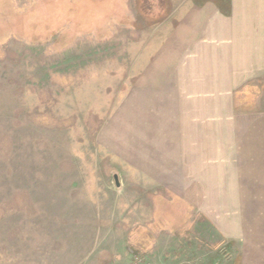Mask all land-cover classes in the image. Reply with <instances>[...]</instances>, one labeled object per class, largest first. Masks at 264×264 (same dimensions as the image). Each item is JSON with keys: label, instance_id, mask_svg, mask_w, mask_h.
<instances>
[{"label": "rangeland", "instance_id": "1", "mask_svg": "<svg viewBox=\"0 0 264 264\" xmlns=\"http://www.w3.org/2000/svg\"><path fill=\"white\" fill-rule=\"evenodd\" d=\"M186 1L0 0V264H239L195 216L164 220L175 202L123 148L149 62L191 26ZM258 84L237 114H264ZM249 152L243 189L262 190Z\"/></svg>", "mask_w": 264, "mask_h": 264}, {"label": "crops", "instance_id": "2", "mask_svg": "<svg viewBox=\"0 0 264 264\" xmlns=\"http://www.w3.org/2000/svg\"><path fill=\"white\" fill-rule=\"evenodd\" d=\"M186 2L191 26L149 62L123 148L149 189L172 197L162 209L175 202L164 220L195 216L239 247V264H264V189L242 186L249 151L264 166V114L235 111L244 87L264 80V0Z\"/></svg>", "mask_w": 264, "mask_h": 264}, {"label": "water", "instance_id": "3", "mask_svg": "<svg viewBox=\"0 0 264 264\" xmlns=\"http://www.w3.org/2000/svg\"><path fill=\"white\" fill-rule=\"evenodd\" d=\"M113 179H114L115 187H116V188H119V182H118L117 176L114 175V176H113Z\"/></svg>", "mask_w": 264, "mask_h": 264}]
</instances>
